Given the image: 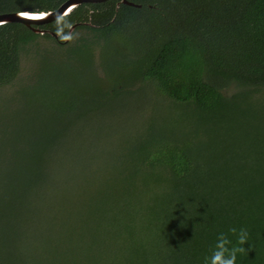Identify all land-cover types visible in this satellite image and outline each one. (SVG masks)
<instances>
[{
	"label": "trees",
	"instance_id": "1",
	"mask_svg": "<svg viewBox=\"0 0 264 264\" xmlns=\"http://www.w3.org/2000/svg\"><path fill=\"white\" fill-rule=\"evenodd\" d=\"M41 30L0 27V264H206L232 228L264 264V0H111ZM39 40L59 52L28 76Z\"/></svg>",
	"mask_w": 264,
	"mask_h": 264
},
{
	"label": "water",
	"instance_id": "2",
	"mask_svg": "<svg viewBox=\"0 0 264 264\" xmlns=\"http://www.w3.org/2000/svg\"><path fill=\"white\" fill-rule=\"evenodd\" d=\"M109 1L111 0H69L54 12L43 13V14L19 13V14L0 15V27L12 25V24H18L28 28L35 34L43 36L46 35L48 32L45 30H41V27L52 25L62 19L71 16L81 6L103 4ZM123 4L131 7H136L134 4L129 3L127 1H123ZM76 29H77L76 27L71 28L66 43L71 42Z\"/></svg>",
	"mask_w": 264,
	"mask_h": 264
},
{
	"label": "clouds",
	"instance_id": "3",
	"mask_svg": "<svg viewBox=\"0 0 264 264\" xmlns=\"http://www.w3.org/2000/svg\"><path fill=\"white\" fill-rule=\"evenodd\" d=\"M230 231L236 236V244H233L228 236L222 233L211 255L206 258V264H237L238 256L248 252L249 249L244 247L249 241L247 229L237 231L236 228H232Z\"/></svg>",
	"mask_w": 264,
	"mask_h": 264
},
{
	"label": "rangeland",
	"instance_id": "4",
	"mask_svg": "<svg viewBox=\"0 0 264 264\" xmlns=\"http://www.w3.org/2000/svg\"><path fill=\"white\" fill-rule=\"evenodd\" d=\"M39 47L37 46H29L25 49L24 54H23V60H24V65L27 71V75L29 76L30 74L34 73L37 71L39 64L42 62L43 60V55L46 54L48 56H55L56 53L59 52L58 48L54 49V50H45L46 46L48 45V41L45 40H39ZM40 49V55H37V50ZM15 89L12 90H6L5 93L3 94V96L7 97V94L9 93H14ZM228 92H230L231 94L235 93L236 90L234 88V86L230 87L228 89ZM135 104L131 103V99H129V106L130 108H132L133 106V110H135L134 106Z\"/></svg>",
	"mask_w": 264,
	"mask_h": 264
}]
</instances>
